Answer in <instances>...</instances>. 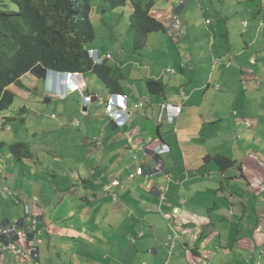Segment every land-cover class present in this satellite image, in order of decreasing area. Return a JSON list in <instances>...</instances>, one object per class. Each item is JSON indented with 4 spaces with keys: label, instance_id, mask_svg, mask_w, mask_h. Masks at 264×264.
<instances>
[{
    "label": "crops",
    "instance_id": "crops-1",
    "mask_svg": "<svg viewBox=\"0 0 264 264\" xmlns=\"http://www.w3.org/2000/svg\"><path fill=\"white\" fill-rule=\"evenodd\" d=\"M256 2L260 15L245 26L239 53L210 57L194 49L178 55L175 66L151 63L129 73L111 66L131 120L118 125L109 117L115 92L100 79L108 94L94 97L105 116L88 118L85 126L95 132L70 138L81 158L69 171L50 160L59 150L38 152L47 159H33L28 146L21 157L10 146L3 152L0 183L13 194L0 196V223L23 218L20 244L41 240L40 264H264V0ZM154 3L152 15L178 38L170 28L175 16L161 17L167 10ZM36 72L24 78L42 79L49 102L64 97L65 79ZM149 80L163 89L151 90ZM94 102H84V111ZM164 102L182 105L174 123L159 119ZM162 143L170 151L156 170L154 146ZM218 156L233 164L222 169ZM140 166L148 178L135 173ZM5 243L0 236V264H34Z\"/></svg>",
    "mask_w": 264,
    "mask_h": 264
},
{
    "label": "rangeland",
    "instance_id": "rangeland-1",
    "mask_svg": "<svg viewBox=\"0 0 264 264\" xmlns=\"http://www.w3.org/2000/svg\"><path fill=\"white\" fill-rule=\"evenodd\" d=\"M133 1L135 0H129L125 5L117 7H112L106 0H96L92 3V21L96 37L89 43V47L99 49L105 63L112 66L114 71L119 68L122 73H129L131 68L146 69V65L151 63L163 68L175 66L178 55L183 52L185 56H190L194 49L210 57L213 52L218 55L239 53L243 48L240 44L243 31L248 27H245V23L258 20L260 15L255 14L253 10L257 0H184V3L182 0H142L145 5L150 1L157 2L156 9L167 10L160 13L161 17L167 19L170 16H178L182 19V24L178 38L174 37L171 31L158 30L150 33L146 38L148 43L139 47L136 44V29L132 24L135 11ZM0 5L3 9L17 8L10 0H0ZM182 44L184 48L188 45L189 50L180 51ZM108 53L111 54L109 58ZM208 61L210 68L211 60ZM83 75L82 88L85 94L90 90L92 95L107 97L108 91L97 74L89 71ZM33 80L30 75L22 78L27 87L32 86L31 93L19 86H11L17 96L14 104L0 113V142L8 143L1 149L0 157L8 153L10 144L24 142L29 147L27 152L33 155V159H47L38 152L59 150V157L51 156L50 160H56L61 165V171H64V166L67 167L66 171H69L68 166H72L75 160L80 161L81 158L78 155V143L72 141L69 144L70 138L81 133L88 135V129L90 133L95 132L94 127L85 125L90 117L99 116L101 119L105 116L103 106L95 99L89 112H85L83 96L78 92L62 98L55 97L49 102L41 87L43 80H38V84ZM61 119L64 120L62 125L59 123ZM74 121L78 123L75 124ZM0 186V196L3 198L13 194L10 190L4 192L7 186L3 183H0ZM149 187L152 188L150 184ZM20 201L19 199L18 202Z\"/></svg>",
    "mask_w": 264,
    "mask_h": 264
},
{
    "label": "trees",
    "instance_id": "trees-1",
    "mask_svg": "<svg viewBox=\"0 0 264 264\" xmlns=\"http://www.w3.org/2000/svg\"><path fill=\"white\" fill-rule=\"evenodd\" d=\"M16 10L3 9L0 5V113L15 102L16 85L28 90L22 78L29 72L46 74L57 72H94L113 92H119L118 77L110 65L96 64L89 55L91 43L96 37L92 21V3L96 0H10ZM112 7L125 5L129 0H106ZM135 11L132 24L137 33V46L145 44L146 37L167 25L155 18L151 10L154 1L143 4L133 1ZM153 91H161L163 84L149 80ZM5 142H0V148ZM24 142L10 145L14 154L25 149ZM25 154V153H24ZM21 157V156H20ZM222 169L229 168L232 160L217 158Z\"/></svg>",
    "mask_w": 264,
    "mask_h": 264
},
{
    "label": "built area",
    "instance_id": "built-area-1",
    "mask_svg": "<svg viewBox=\"0 0 264 264\" xmlns=\"http://www.w3.org/2000/svg\"><path fill=\"white\" fill-rule=\"evenodd\" d=\"M181 24H182V19L178 16H175L170 28L171 30L179 31V29L181 28ZM247 24L248 22L245 23V26ZM89 55L96 64H101L104 60L100 57L98 50L90 49ZM109 57H111L110 54H108V58ZM80 76L81 74L78 72L68 74V81H69L68 88L70 91L73 92L76 90L84 91L82 86L77 82ZM94 98L95 97L92 95H86L84 97V100L86 103H90L95 100ZM181 111H182L181 104H172V103L164 102L161 105V112L159 115V119L160 121L166 120L169 121L170 123H174L175 119L179 117ZM107 113L109 117L116 124L118 125L127 124L131 120L132 116L131 113L128 111L126 95L121 93H113L108 100ZM169 151H170V146L167 143H162L154 146V153L159 158L158 164L155 167L156 170L163 169L164 164L161 155ZM135 173L140 175H145L147 178L149 177V174L146 172V169L141 166L137 168ZM130 176L131 177L135 176V174H131ZM120 184H121L120 181L113 182L114 186H118ZM110 190H111L110 185H106L105 191L109 192ZM117 194L118 193L116 192L113 193V196L116 199L118 198ZM160 194L162 198L165 195L164 192H161ZM35 199L38 200L37 197ZM37 216L38 215H36V217ZM25 225L26 223L22 220H13L7 224H2L0 225V235L4 237L6 241L5 246L7 247L8 250L12 251L16 255H22L31 258L34 261V264H40V248L38 244L39 242H41V240H35V239L30 240V238H27V241L25 242V247L21 246L20 244L21 241L18 232L20 229L24 228Z\"/></svg>",
    "mask_w": 264,
    "mask_h": 264
},
{
    "label": "clouds",
    "instance_id": "clouds-1",
    "mask_svg": "<svg viewBox=\"0 0 264 264\" xmlns=\"http://www.w3.org/2000/svg\"><path fill=\"white\" fill-rule=\"evenodd\" d=\"M183 3H184V0H183ZM174 19V18H173ZM100 55V54H99ZM101 57V56H100ZM105 60H103V62H104ZM102 62V63H103ZM101 63V64H102ZM54 71V70H53ZM55 72H57V71H55ZM69 73H77V72H62V74L61 75H57V74H50L49 72H48V70H47V74L48 75H50V76H54V77H56L58 80L59 79H61V78H63V79H65V86H67V90H66V93H64V97L66 96V95H68L69 93L67 92L68 90H69V88H68V83H69V81H68V74ZM78 73H80L81 74V76L80 77H82L83 76V73H81V72H78ZM80 77L78 78V83L82 86V84H81V79H80ZM70 91V90H69ZM80 91V90H79ZM70 92H73V91H70ZM74 92H76V91H74ZM81 92H84V91H81ZM115 93H117V92H115ZM66 94V95H65ZM86 95H88V94H84V97L86 96ZM92 96H94V95H92ZM95 99V98H94ZM84 102H85V100H84ZM86 103V102H85ZM86 104H88V103H86ZM2 225V224H1ZM1 236V235H0ZM2 238H4L3 236H1ZM5 246V245H4Z\"/></svg>",
    "mask_w": 264,
    "mask_h": 264
},
{
    "label": "water",
    "instance_id": "water-1",
    "mask_svg": "<svg viewBox=\"0 0 264 264\" xmlns=\"http://www.w3.org/2000/svg\"><path fill=\"white\" fill-rule=\"evenodd\" d=\"M48 72H49L50 74H57V75H61V74H62V72H55V71H53V70H48Z\"/></svg>",
    "mask_w": 264,
    "mask_h": 264
}]
</instances>
